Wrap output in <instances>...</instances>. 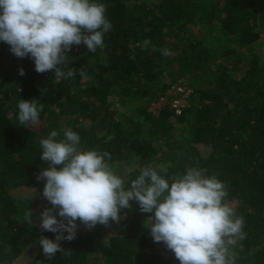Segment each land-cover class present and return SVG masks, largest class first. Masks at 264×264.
Instances as JSON below:
<instances>
[{
	"label": "trees",
	"instance_id": "1",
	"mask_svg": "<svg viewBox=\"0 0 264 264\" xmlns=\"http://www.w3.org/2000/svg\"><path fill=\"white\" fill-rule=\"evenodd\" d=\"M97 2L106 5L112 28L104 34V47L89 60L82 55V43L71 47L67 67L76 70L75 77L57 80L54 71L37 73L31 58L15 57L0 41V264H179L162 242L153 241L147 229L151 214L139 212L135 202L122 210L119 223L107 227L84 230L77 221L75 239L60 241L65 252L51 261L43 256L36 241L41 235L55 240L56 234L25 216L51 207L40 196L44 181L36 179L47 167L39 141L52 130L62 139L67 115V126L79 134L82 149L107 151L110 163L138 161L126 183L148 163L170 165L169 175L189 167L215 175L227 187L225 202L245 221L246 238L233 249L236 264H264V76L256 54L239 77L214 59L259 39L264 0ZM194 20L216 29L227 43L218 54L187 28ZM145 39L148 47H138ZM164 48L171 55L163 56ZM193 70L207 72L211 83L195 90L199 103L180 115L168 104L157 114L148 109L177 77ZM114 91L137 101L135 114L116 115L109 99ZM20 99L43 104L38 123L27 128L18 124ZM180 124L189 127L184 141L174 137ZM38 185L42 189L31 194Z\"/></svg>",
	"mask_w": 264,
	"mask_h": 264
},
{
	"label": "clouds",
	"instance_id": "2",
	"mask_svg": "<svg viewBox=\"0 0 264 264\" xmlns=\"http://www.w3.org/2000/svg\"><path fill=\"white\" fill-rule=\"evenodd\" d=\"M105 13L106 5L97 0H0V41L15 57L31 58L37 73L72 78L76 70L67 67L68 52L81 43L91 53L104 47V34L112 28ZM149 44L145 39L137 46ZM161 54L171 52L164 48ZM19 74H25L22 67ZM17 108L18 124L27 128L38 123L43 104L20 99ZM58 135L52 130L40 139L47 167L36 175L44 181L40 196L51 204L40 213L39 228L56 234L55 240L41 235L36 241L47 260L65 252L60 241L75 239L77 221L89 230L107 227L119 223L122 210L135 202L139 212L151 214L147 229L153 241L162 242L179 264H236L233 249L246 238L245 221L225 202L227 187L215 175L197 167L169 175L170 165L148 163L126 183L110 153L82 149L71 128L64 129L62 139ZM31 215L30 210L25 219L33 224Z\"/></svg>",
	"mask_w": 264,
	"mask_h": 264
},
{
	"label": "rangeland",
	"instance_id": "3",
	"mask_svg": "<svg viewBox=\"0 0 264 264\" xmlns=\"http://www.w3.org/2000/svg\"><path fill=\"white\" fill-rule=\"evenodd\" d=\"M203 2V4L207 5L211 0H200ZM187 28L191 31L196 32V36L203 40L204 43L216 54L221 51V49L227 44L223 39L222 36L219 35L216 31V29L210 30L207 25L201 26L199 22L192 21L187 23ZM260 35L259 39L251 44L249 47H241L237 48L236 51L227 57H215V60H220L225 67V69L234 77H239L246 69L247 60L251 58L254 54L258 56L259 64L261 66L262 74L264 76V29H260ZM182 43L180 42L179 45ZM82 50V55L86 59H91V52L87 51L86 45L82 43V46L80 48ZM208 70H210L211 66L206 65ZM213 66V64H212ZM210 68V69H209ZM213 68V67H212ZM199 70H193L190 72L185 73L184 75H180L177 77V80L174 83L180 82L181 84L186 85L187 87L192 89V94L186 99L185 105L186 107L190 104H197L199 103L198 93H196L195 90L198 88H206L207 86L211 87V83L207 80V72H201V74L198 73ZM170 77H164L162 78V81L169 82ZM171 84V85H172ZM170 88L167 89L164 96H167V98H175L173 96L174 94L169 91ZM193 95V96H192ZM192 96V97H191ZM191 98V99H190ZM110 101L112 102V107L116 115L124 116L125 113H128L130 115L135 114L136 110V104L137 101L135 99L122 97L119 93H116V91L111 92L109 96ZM161 105L156 102V100H153L149 106L148 109L154 113L157 114L159 108ZM70 119L71 116L67 115L63 117V126L62 130L68 128L67 122L65 120ZM65 122V123H64ZM101 129L99 132H102ZM189 134V127L187 124H180L179 128L177 129L175 133V138L178 140L184 141V139ZM114 166V170L118 172V174L122 175L125 179L128 176L130 172H132L137 166L138 161L135 158H130L129 160H118L111 163ZM42 187L38 185V187L32 188L30 190L31 194H37L39 190H41ZM40 213L35 212L31 216L36 219L37 223H40ZM87 228L84 226V230Z\"/></svg>",
	"mask_w": 264,
	"mask_h": 264
},
{
	"label": "built area",
	"instance_id": "4",
	"mask_svg": "<svg viewBox=\"0 0 264 264\" xmlns=\"http://www.w3.org/2000/svg\"><path fill=\"white\" fill-rule=\"evenodd\" d=\"M169 88V91L174 94L173 96H175V98L172 97L168 99L167 96L163 95L159 97L156 102L161 106L163 104H168L175 114L180 115L186 107L185 102L192 94V89L180 82L172 84Z\"/></svg>",
	"mask_w": 264,
	"mask_h": 264
}]
</instances>
